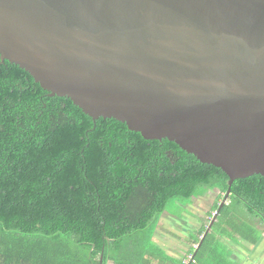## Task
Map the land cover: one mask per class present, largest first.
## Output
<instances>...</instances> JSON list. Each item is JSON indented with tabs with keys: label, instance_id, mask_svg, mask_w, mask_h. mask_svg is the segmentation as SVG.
<instances>
[{
	"label": "water",
	"instance_id": "obj_1",
	"mask_svg": "<svg viewBox=\"0 0 264 264\" xmlns=\"http://www.w3.org/2000/svg\"><path fill=\"white\" fill-rule=\"evenodd\" d=\"M0 56L94 121L264 177V0H0ZM202 243V242H201Z\"/></svg>",
	"mask_w": 264,
	"mask_h": 264
},
{
	"label": "trees",
	"instance_id": "obj_2",
	"mask_svg": "<svg viewBox=\"0 0 264 264\" xmlns=\"http://www.w3.org/2000/svg\"><path fill=\"white\" fill-rule=\"evenodd\" d=\"M229 181L173 142L94 121L0 56V264H242L227 241L260 244L261 175L233 183L204 240L211 220L189 233L190 258L155 239L163 216L218 191L213 218Z\"/></svg>",
	"mask_w": 264,
	"mask_h": 264
},
{
	"label": "rangeland",
	"instance_id": "obj_3",
	"mask_svg": "<svg viewBox=\"0 0 264 264\" xmlns=\"http://www.w3.org/2000/svg\"><path fill=\"white\" fill-rule=\"evenodd\" d=\"M218 196V191H212L206 197L194 200V203L187 207V213H184L183 219H179L176 215L163 216L155 236L157 243L171 256L190 258L187 253L191 242L189 233L202 227L203 220L212 221L213 218H210L209 213L214 203L218 201ZM223 200L220 202L222 203ZM227 243L242 260V264H264V231L258 246L246 243H243V246H236L229 241Z\"/></svg>",
	"mask_w": 264,
	"mask_h": 264
},
{
	"label": "built area",
	"instance_id": "obj_4",
	"mask_svg": "<svg viewBox=\"0 0 264 264\" xmlns=\"http://www.w3.org/2000/svg\"><path fill=\"white\" fill-rule=\"evenodd\" d=\"M188 261H186L185 263H187Z\"/></svg>",
	"mask_w": 264,
	"mask_h": 264
},
{
	"label": "crops",
	"instance_id": "obj_5",
	"mask_svg": "<svg viewBox=\"0 0 264 264\" xmlns=\"http://www.w3.org/2000/svg\"><path fill=\"white\" fill-rule=\"evenodd\" d=\"M239 259V258H238ZM239 260H241V259H239ZM242 261V260H241Z\"/></svg>",
	"mask_w": 264,
	"mask_h": 264
}]
</instances>
